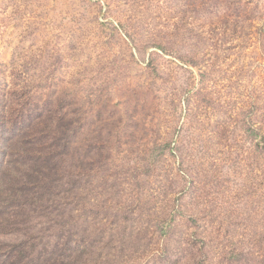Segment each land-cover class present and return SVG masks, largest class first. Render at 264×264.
I'll return each instance as SVG.
<instances>
[{
    "label": "rangeland",
    "instance_id": "1",
    "mask_svg": "<svg viewBox=\"0 0 264 264\" xmlns=\"http://www.w3.org/2000/svg\"><path fill=\"white\" fill-rule=\"evenodd\" d=\"M17 112L71 148L29 264H264V0H0V177Z\"/></svg>",
    "mask_w": 264,
    "mask_h": 264
},
{
    "label": "trees",
    "instance_id": "2",
    "mask_svg": "<svg viewBox=\"0 0 264 264\" xmlns=\"http://www.w3.org/2000/svg\"><path fill=\"white\" fill-rule=\"evenodd\" d=\"M17 118L19 121L15 123L13 120ZM9 120L10 116L6 122ZM11 120L13 127H19L16 130L25 133L20 135L13 151L15 156L0 177V264H29L38 246L30 244L24 235L22 226L27 220L23 215L28 209L45 208L52 202L51 197L58 199L65 187H71V174L67 171L71 167V148L66 142L69 136H64V141L59 136L57 115L45 121L42 116L32 121L17 112ZM26 123L33 128L30 132ZM11 235L16 239L8 241ZM38 262L59 264L49 258Z\"/></svg>",
    "mask_w": 264,
    "mask_h": 264
}]
</instances>
